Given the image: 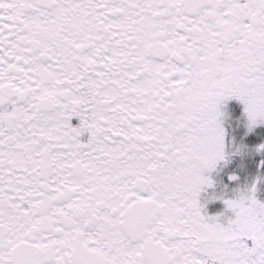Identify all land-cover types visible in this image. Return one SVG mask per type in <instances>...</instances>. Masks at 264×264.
I'll return each mask as SVG.
<instances>
[{
    "label": "snow or ice",
    "instance_id": "snow-or-ice-1",
    "mask_svg": "<svg viewBox=\"0 0 264 264\" xmlns=\"http://www.w3.org/2000/svg\"><path fill=\"white\" fill-rule=\"evenodd\" d=\"M0 264H264V0H0Z\"/></svg>",
    "mask_w": 264,
    "mask_h": 264
}]
</instances>
